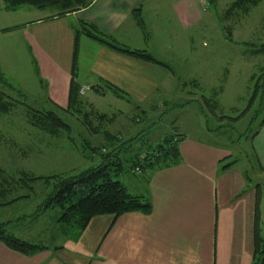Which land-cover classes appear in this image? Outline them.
I'll use <instances>...</instances> for the list:
<instances>
[{"label":"rangeland","instance_id":"obj_1","mask_svg":"<svg viewBox=\"0 0 264 264\" xmlns=\"http://www.w3.org/2000/svg\"><path fill=\"white\" fill-rule=\"evenodd\" d=\"M179 1L145 0L140 15L144 31L133 21L138 36H128L122 31L117 35L126 40V46H148L152 56L169 66L172 79L165 87L172 91L174 99L163 97L158 90L143 104H135L134 99H118L108 92L96 95L87 88L84 94L85 89L79 93L81 99L91 100L111 120L98 125L87 120L86 126L89 123L91 126L88 129L76 116L64 114L62 118L71 131L55 138L30 127L23 119L22 107L15 105L7 114L0 115L1 173L6 178L22 171L37 177L70 174L93 167L97 158L88 157V150L80 147L81 141L92 147H105L101 132H107L123 142L132 141L129 149L120 153L121 170L114 176L132 191L142 182L146 171L133 172L131 159L141 158L164 135L182 131L191 141L228 152L223 163L233 160L234 173L245 180L248 178L251 187L259 185L263 218L258 231L264 247V179H257L259 172L249 139L264 118V0H257L254 6L232 8L229 13V6L236 0H213L216 12L206 0H193L200 13H194L193 18H198L192 25L185 22L189 24L184 26L172 13L171 6ZM185 1L180 3L184 5ZM52 14L53 10L40 11L28 6L5 11L0 1V29L18 26L9 32H0V74L24 95L29 106L38 110L50 108L43 90L45 82L37 78L31 63L30 41L25 37L29 31L19 29V24ZM52 37L50 30L43 34L47 44H51ZM86 55H92V51L82 49L84 61ZM184 77L189 80L185 87L175 84L185 80ZM8 95L12 100H20L12 92ZM203 100L208 102L204 104ZM91 129L98 133L89 132ZM47 189L43 182L36 181L31 190H23L22 194L21 190L9 193L8 199L26 196L0 206V223L7 222L8 233L30 243L73 247L71 240L59 232L56 207L45 210L35 219L23 218L35 210Z\"/></svg>","mask_w":264,"mask_h":264},{"label":"crops","instance_id":"obj_2","mask_svg":"<svg viewBox=\"0 0 264 264\" xmlns=\"http://www.w3.org/2000/svg\"><path fill=\"white\" fill-rule=\"evenodd\" d=\"M144 1L92 0L88 6L71 13L47 15L19 24V29L29 31L25 37L30 41L35 74L45 82L43 90L48 106H66L72 37L79 22L95 26L118 46L148 52V46L132 48L117 37L121 31L138 36L132 11L139 7L142 15ZM181 1L171 7L174 18L184 26L189 24L185 22L198 18L193 15L200 13V9L193 0H184V5ZM46 30L53 32L51 44L43 38ZM84 45L92 51L85 61ZM171 75L168 68L120 54L87 38L79 39L75 81L80 87L98 84L102 87L98 82L105 81L129 100L134 99L133 103L143 104L158 90L163 97L174 99L172 91L165 87ZM182 79L185 80L175 84L185 87L189 80ZM83 101L98 111L91 100ZM175 132L182 135V131ZM182 137L178 144L179 162L146 170L142 182L132 191L124 186L130 194L149 201L148 214L131 212L114 219L111 215L96 216L80 237L71 241L73 247L43 245L46 249L22 255L0 243V264H251L255 232L259 237L263 218L259 185L251 187L248 178L234 173L235 162L222 169L229 163H223L228 152ZM249 139L259 172L257 179H264V123Z\"/></svg>","mask_w":264,"mask_h":264},{"label":"trees","instance_id":"obj_3","mask_svg":"<svg viewBox=\"0 0 264 264\" xmlns=\"http://www.w3.org/2000/svg\"><path fill=\"white\" fill-rule=\"evenodd\" d=\"M4 5L5 11H15L22 6H28L36 10H53L52 16L57 17L66 13L74 12L80 8L88 6L92 0H0ZM212 10L214 8L213 0H206ZM257 0H236L227 10L229 13L232 8L250 7L256 4ZM132 18L136 25L144 31V23L140 16V8L136 7L132 11ZM18 26L1 28L0 32H9L16 29ZM80 38H87L102 46H105L115 52L129 56L131 58L159 65L168 68L163 62L154 58L149 52L141 49H129L118 46L112 37L103 34L95 26L79 22L78 28L73 31L72 51L70 63V79L68 83L66 106L61 108L54 104L50 105L49 109L38 110L29 106L25 102L24 95L12 86L0 74V115L7 114L15 105H19L23 109V119L26 123L43 133L50 138H55L63 134H69L71 127L63 120L64 114L76 116L80 119L83 126L87 125L88 121L101 124L110 121L104 114L97 113L90 105L85 103L79 94L80 85L75 81L76 59L78 51V43ZM250 46V45H249ZM32 66L35 69L36 65L31 59ZM98 85L89 86V89L103 94L108 92L120 99L127 98L123 92H120L115 86L105 82H98ZM8 93H7V92ZM14 93L20 100H12L9 93ZM204 104L208 102L203 100ZM264 123V118L259 122L258 128ZM86 128H91L90 123ZM257 128V129H258ZM97 129V128H96ZM257 129L250 134L253 138ZM92 133L95 129H91ZM103 140L106 143L105 147H92L87 142H82L80 147L82 150H88V157L97 158V164L79 170L70 174H55L50 176H31L26 172L11 173L6 178V174L0 170V206L7 205L12 201L23 198L26 195H18L14 198H9V193H15L21 190H31L32 184L36 181H41L47 185L48 191L44 195L42 201L36 206L35 210L28 216L23 218L35 219L40 216L45 210L56 207L59 210L55 222L58 225L59 232L65 238L71 241H76L89 221L102 215H111L116 218L125 213L137 212L146 215L150 212L151 206L149 201L141 195L130 194L127 189L118 181L116 174L121 170L120 153L127 151L130 147L131 139L123 142L117 135H111L107 132H101ZM134 137V136H133ZM132 138V137H130ZM182 135L175 131L164 135L163 138L150 146L141 158L131 159V168L135 173H144L150 169L166 168L179 162L178 144L182 140ZM107 151L105 152V149ZM233 164V161L225 164L222 169ZM5 174V175H4ZM6 180L9 181L6 183ZM11 181V182H10ZM1 184L5 185L3 187ZM7 222L0 223V243L6 246L11 251L22 255H29L37 251L46 249L41 244L30 243L13 236L6 231ZM254 258L251 264H263L264 262V247H262L260 239L256 232L254 236Z\"/></svg>","mask_w":264,"mask_h":264},{"label":"built area","instance_id":"obj_4","mask_svg":"<svg viewBox=\"0 0 264 264\" xmlns=\"http://www.w3.org/2000/svg\"><path fill=\"white\" fill-rule=\"evenodd\" d=\"M84 89H87V87L84 86L80 87L79 93L82 92Z\"/></svg>","mask_w":264,"mask_h":264}]
</instances>
